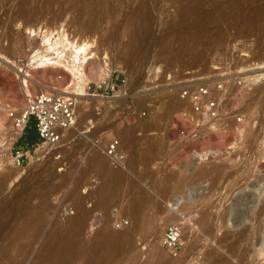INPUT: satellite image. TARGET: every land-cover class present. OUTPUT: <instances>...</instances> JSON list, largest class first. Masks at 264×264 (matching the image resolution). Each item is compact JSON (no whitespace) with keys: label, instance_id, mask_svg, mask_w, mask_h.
I'll list each match as a JSON object with an SVG mask.
<instances>
[{"label":"rangeland","instance_id":"obj_1","mask_svg":"<svg viewBox=\"0 0 264 264\" xmlns=\"http://www.w3.org/2000/svg\"><path fill=\"white\" fill-rule=\"evenodd\" d=\"M59 35L61 64L31 58ZM66 40L94 54L84 83L121 91L75 87ZM260 68L264 0H0V98L23 107L39 84L85 94L78 132L23 168L0 163V264H264ZM181 73L208 85L224 76L216 120L200 122L179 97ZM111 136L118 163L102 152ZM171 223L176 259L159 243Z\"/></svg>","mask_w":264,"mask_h":264},{"label":"built area","instance_id":"obj_2","mask_svg":"<svg viewBox=\"0 0 264 264\" xmlns=\"http://www.w3.org/2000/svg\"><path fill=\"white\" fill-rule=\"evenodd\" d=\"M180 77L176 92L181 99L190 102L197 119L203 123L216 120L219 115L217 93L225 86L224 76L217 75L211 85L201 81L182 82V73ZM232 81L241 84L238 77ZM118 91H121L120 86L109 81L93 85L85 82L82 88V93L87 96L99 98H105L108 93L117 94ZM79 96L77 92L59 94L42 90L29 95L23 107H15L7 99L0 98V163L23 168L34 159H42L56 149L64 137V131L71 129L76 123ZM31 121L36 133V140L32 144L21 141L25 131L30 128ZM95 144L100 145L99 138L95 139ZM102 152L114 163L123 159L119 140L115 136L107 140ZM181 235V224L171 223L160 236V246L170 258L180 256Z\"/></svg>","mask_w":264,"mask_h":264},{"label":"bare ground","instance_id":"obj_3","mask_svg":"<svg viewBox=\"0 0 264 264\" xmlns=\"http://www.w3.org/2000/svg\"><path fill=\"white\" fill-rule=\"evenodd\" d=\"M34 35V34H33ZM45 40H44V46L43 47H45V48H41V50H36L34 53H33V55L31 56V58H33L34 60H38L39 61V64L40 65H42V66H47V65H59V64H61L62 62H63V58L65 57V53L64 54H62L61 52H58L56 49L59 47V45H60V43H62L65 39H63V41H61V39H60V35H59V37L58 38H55L54 40H52L49 36L48 37H45L44 38ZM66 42V44H68L69 45V49H71V51H72V60H71V67L70 68H68L71 72H72V74H73V78L75 79V81H73L74 83H72L75 87H77V88H79V89H81L82 90V88H83V84H84V81H83V79H82V77H81V74H82V72H81V70H82V67L84 66V64H86L87 62H88V59H90V58H92V56H94V54H92V55H88V54H90L91 53V49H90V46H89V44L88 43H86V42H81V43H73V42H68L67 40L65 41ZM65 44V45H66ZM55 53L56 54V56H52V55H50L49 53ZM88 55V56H87ZM103 58H105V57H103ZM18 62H20V60H17V63ZM3 63H4V66H7V67H9V65H11V64H9V63H7L6 61H3ZM14 64V63H13ZM104 64H105V62H104ZM64 65V64H63ZM260 69H262L261 70V75H264V68H260ZM239 73H241V72H239ZM255 75H260V74H255ZM247 77V76H246ZM24 83H25V86L27 87V81H24ZM37 84H39L38 82H36ZM39 87H40V89H41V91L42 90H47L46 88V86H44V85H40L39 84ZM61 92H62V90H61ZM62 93H65V92H62ZM79 97L78 98H80V97H82V96H85V94H81V93H79ZM91 98H93V97H91ZM76 126L74 125L71 129H68V130H65L64 131V137L66 136V134L67 133H69L70 131H72V129L74 128L75 129V131H79V129L76 127ZM73 129V130H74ZM64 139V138H63ZM100 162V161H99ZM100 165H101V162H100ZM103 166V165H102ZM82 219V218H81ZM80 220V219H79ZM82 221V220H81ZM243 223H244V221H243ZM248 223V222H247ZM79 224H80V222H79ZM82 224V223H81ZM241 224V222H238V223H236V226L237 225H240ZM76 225H78V220H76V224H75V228H76ZM255 225V224H254ZM246 226V225H245ZM78 227V226H77ZM257 227H259L258 225H257ZM252 228V227H251ZM254 228V227H253ZM249 229V228H248ZM247 229V230H248ZM257 228H255V229H253V230H256ZM246 229L243 231V233L245 232L246 233V231H247ZM264 230V229H263ZM263 230H262V232H263ZM250 231H251V229H250ZM258 231H259V229H258ZM257 231V232H258ZM187 232V231H186ZM248 232V231H247ZM256 232V233H257ZM249 234H251V232H248ZM255 232L253 231V234H254ZM264 233V232H263ZM247 235V234H246ZM247 236H249V238H250V235H247ZM257 236V235H256ZM255 237V236H254ZM260 237V236H259Z\"/></svg>","mask_w":264,"mask_h":264},{"label":"trees","instance_id":"obj_4","mask_svg":"<svg viewBox=\"0 0 264 264\" xmlns=\"http://www.w3.org/2000/svg\"><path fill=\"white\" fill-rule=\"evenodd\" d=\"M36 140V133L35 131H31V129H27L24 133V136L22 137L21 141L22 142H28L32 144Z\"/></svg>","mask_w":264,"mask_h":264}]
</instances>
